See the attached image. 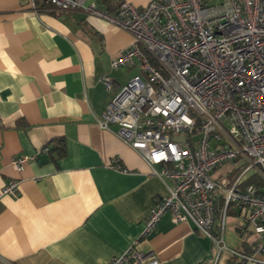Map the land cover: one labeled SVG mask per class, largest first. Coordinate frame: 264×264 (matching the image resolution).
Wrapping results in <instances>:
<instances>
[{
	"label": "crops",
	"instance_id": "obj_1",
	"mask_svg": "<svg viewBox=\"0 0 264 264\" xmlns=\"http://www.w3.org/2000/svg\"><path fill=\"white\" fill-rule=\"evenodd\" d=\"M121 1L141 8L152 0L87 3L114 12ZM132 41L128 31L79 9L0 0V186L10 178L19 182L17 195L0 198V264H107L131 244L153 253L158 264L237 263L169 212L142 235L154 200L171 181L151 173L115 134L116 125L97 122L112 95L140 72L137 63L110 68ZM106 73L110 91L100 81ZM58 138L64 156L41 151ZM19 155L35 156L20 172L10 164ZM113 158L122 170L110 167ZM239 223L230 213L224 239L247 251L254 236Z\"/></svg>",
	"mask_w": 264,
	"mask_h": 264
},
{
	"label": "built area",
	"instance_id": "obj_2",
	"mask_svg": "<svg viewBox=\"0 0 264 264\" xmlns=\"http://www.w3.org/2000/svg\"><path fill=\"white\" fill-rule=\"evenodd\" d=\"M87 1L29 0L34 9L39 2L52 11L82 10L132 35L110 68L137 63L140 72L112 95L97 122L116 125L115 134L151 173L171 181L154 200L142 235L169 212L191 222L217 251H230L236 264H264V0H152L141 8L121 1L114 12ZM100 81L113 88L109 74ZM34 158L14 156L10 164L20 172ZM110 167L123 169L117 158ZM18 184L10 178L0 198L17 195ZM230 213L254 236L247 251L225 242ZM107 264L158 260L131 244Z\"/></svg>",
	"mask_w": 264,
	"mask_h": 264
},
{
	"label": "trees",
	"instance_id": "obj_3",
	"mask_svg": "<svg viewBox=\"0 0 264 264\" xmlns=\"http://www.w3.org/2000/svg\"><path fill=\"white\" fill-rule=\"evenodd\" d=\"M53 146L50 150H48L47 153L49 152H54V157H62L66 154V150H65V143H64V139L62 138H58L55 139L53 141Z\"/></svg>",
	"mask_w": 264,
	"mask_h": 264
},
{
	"label": "rangeland",
	"instance_id": "obj_4",
	"mask_svg": "<svg viewBox=\"0 0 264 264\" xmlns=\"http://www.w3.org/2000/svg\"><path fill=\"white\" fill-rule=\"evenodd\" d=\"M230 166H231V163H227V164L224 165V167L222 168V170H225V169L229 168Z\"/></svg>",
	"mask_w": 264,
	"mask_h": 264
}]
</instances>
